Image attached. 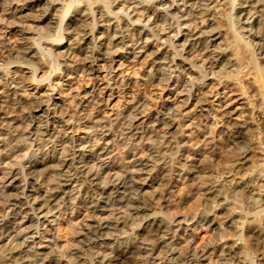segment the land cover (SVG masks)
Segmentation results:
<instances>
[{"label": "bare ground", "instance_id": "obj_1", "mask_svg": "<svg viewBox=\"0 0 264 264\" xmlns=\"http://www.w3.org/2000/svg\"><path fill=\"white\" fill-rule=\"evenodd\" d=\"M1 29L24 42L0 40V264H264V0H0ZM116 57L145 59L146 82L176 101L93 119L99 94L27 99L9 76L97 78ZM179 185L192 215L167 213Z\"/></svg>", "mask_w": 264, "mask_h": 264}, {"label": "rangeland", "instance_id": "obj_2", "mask_svg": "<svg viewBox=\"0 0 264 264\" xmlns=\"http://www.w3.org/2000/svg\"><path fill=\"white\" fill-rule=\"evenodd\" d=\"M74 15V12L70 14V17ZM100 20V19H99ZM101 22L98 23V26ZM68 36H65V40ZM0 40H9V42L16 46L22 44L24 41L20 39L15 33L9 32L8 29L0 30ZM63 48L53 46V52L55 56L60 61H75L79 60L81 54L79 53H69L65 54L62 52ZM111 69L100 68L99 67V77L90 78L85 73L79 70H56L52 74L50 81H43L41 83H36L32 81L29 77L31 69L25 68V66L19 64H11L9 76H14L16 81L27 85V89L19 90V95L29 99L36 94L41 95L42 98L50 96V102L53 100L61 101L63 100L64 105H69L68 98L69 95L79 92L77 99L84 97V91L89 90L93 94H99L100 97L94 99L93 107H87V110H91L93 119H97L100 116L113 117L116 112L124 110L134 97H143L148 101L146 112H152L159 109L161 102L164 100L166 103H173L176 101L177 97L165 96L160 88V85L155 83L146 82L147 79L144 77L143 69L146 67L145 59L142 57H137L135 59L116 57L113 61H110ZM110 70V71H109ZM46 73V69L42 66L37 72V77H42ZM209 81V77L206 78V82ZM108 83V85L106 84ZM200 85H194L192 90H199ZM239 94L238 92L230 94V96H235ZM209 101L216 103L215 91L208 94ZM240 97V96H239ZM238 97V98H239ZM148 98V99H147ZM237 98V100H238ZM155 102L158 104L155 105ZM235 102V101H234ZM233 102V103H234ZM50 110H54V106L50 105ZM68 110L71 108L68 107ZM86 110V111H87ZM85 111V112H86ZM236 118V117H234ZM224 117L219 116V123L223 122ZM191 120H186L183 127L186 133H189ZM76 136H83L86 134L85 129L77 130L74 133ZM101 144V142H98ZM217 144L222 148V157H225L227 152L224 148L222 141H217ZM205 155L209 156L211 153L209 150L206 151ZM224 155V156H223ZM191 182V181H188ZM177 188L176 196L171 203L168 214H188L192 215L197 211V202L193 201L186 203L184 205L179 204L178 197L183 192V188L179 185ZM181 189V191H179ZM148 191V190H147ZM64 215V214H63ZM264 217V215H262ZM63 223V216H61L54 224V231L59 235L62 243L67 244L69 236L66 234L65 230H58V226ZM215 226L210 224L205 225L203 228L197 229L195 232V244H202L203 242L212 238ZM212 228V229H211ZM257 228V227H256ZM255 228V229H256ZM251 234V233H250ZM249 233H246L243 245L244 250L250 255H257L259 253L258 248L253 244L254 239ZM240 244V241L238 242ZM258 250V251H257ZM258 252V253H257ZM244 254L241 251H237V256Z\"/></svg>", "mask_w": 264, "mask_h": 264}]
</instances>
